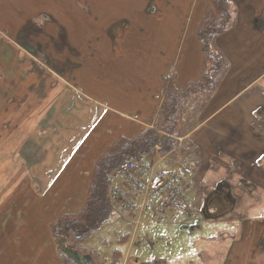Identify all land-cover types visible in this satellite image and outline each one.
<instances>
[{
	"label": "crops",
	"instance_id": "crops-1",
	"mask_svg": "<svg viewBox=\"0 0 264 264\" xmlns=\"http://www.w3.org/2000/svg\"><path fill=\"white\" fill-rule=\"evenodd\" d=\"M181 1L0 0V256L10 264H67L54 226L86 205L97 161L120 138L157 129L170 80L183 90L201 79L199 28L213 0H190L187 35L172 46L158 16ZM233 2L237 17L215 46L229 69L208 99L198 92L178 145L190 139L199 150L188 191L207 200L228 190L226 211L215 210L240 230L229 257L264 264V0ZM178 156L190 157L141 159Z\"/></svg>",
	"mask_w": 264,
	"mask_h": 264
},
{
	"label": "rangeland",
	"instance_id": "rangeland-1",
	"mask_svg": "<svg viewBox=\"0 0 264 264\" xmlns=\"http://www.w3.org/2000/svg\"><path fill=\"white\" fill-rule=\"evenodd\" d=\"M169 2L172 3L173 0H169ZM145 3L144 1H138V4H142V6ZM183 3H186V6H182ZM180 4L182 7L170 6L167 12L164 13L165 16H158L162 21L161 25H165L166 28H168V33L166 35L162 34L161 39L168 44L171 43L172 46L178 44L177 40L181 39L182 30H184V36L187 35L188 32L189 22H187V16H189V14L185 7H189L190 0H182ZM93 5L94 3L89 6V10H92ZM86 9L88 10L87 6L84 10ZM232 16L233 18L237 17L234 10ZM82 20V17L78 16L73 24L82 29L80 23ZM234 21L235 19L230 22L229 26H232ZM146 24L152 25V18H149ZM73 31L74 34L78 30L74 29ZM78 35L83 37L84 34L80 33ZM85 40L87 41V37ZM215 75L218 74L216 73ZM192 103L193 104L186 106L182 115V118H185V126H187L188 131L192 124L186 122L189 110H194L196 106L193 101ZM185 126L183 128V134L187 131ZM178 148L181 152L182 146L178 145ZM186 156L190 157L184 160L182 156H178L175 160H170V163L168 162L169 164L162 163L156 167L157 169H164V167L176 168L182 163H187L189 160L190 162L195 160L193 154L184 155V157ZM18 178L19 182H26L24 185L25 196L33 197L34 194L30 191L28 179H23L22 176ZM11 180V178H8V188L9 190L14 189L15 192L16 184ZM13 193L10 199L16 197ZM131 194L133 195V193ZM188 196L191 204L189 215L176 225L171 223H156L155 213L151 207H145L143 216L139 218L140 212H138L135 219H133L136 210L140 211L142 209L141 201L135 202L133 200L134 195L128 196V201H131V205L128 207L131 208V212H133L128 213L121 209L123 203L127 204L125 199L118 200L116 202L121 205L113 212L105 228L97 231L93 240L89 244L82 245L79 249L84 254L91 255V253H94L97 257L98 264L103 262L105 257L110 259L115 249H119L123 253L122 264H252L254 259H250L246 254H241L239 259L229 257V253L232 252L231 246L236 242V239L233 238L240 233V230L238 226L232 225L234 221L227 224L226 221H221L218 218L215 209L216 207H221V204L206 207V198L204 199L202 197L203 192L201 189H197V191H190L189 189ZM21 198L22 196H18L16 199ZM220 213L221 212H219V214ZM69 222H72L76 230L77 226L75 221L69 220L68 223ZM138 223L139 225L137 226ZM59 231L58 233L56 231L54 232L57 238L65 236L63 233H59ZM127 234L131 235L129 243L118 245L117 240ZM11 242L12 241H9V244H11ZM244 245L245 242L238 244L237 249H241ZM21 255L18 256L19 260ZM10 262H12L11 258L0 256V264H10Z\"/></svg>",
	"mask_w": 264,
	"mask_h": 264
},
{
	"label": "trees",
	"instance_id": "trees-1",
	"mask_svg": "<svg viewBox=\"0 0 264 264\" xmlns=\"http://www.w3.org/2000/svg\"><path fill=\"white\" fill-rule=\"evenodd\" d=\"M233 5V0H213V6L206 9L205 17L199 28L200 43L204 52V69L199 82L188 84L183 90H180L176 87L174 80H170L160 111L157 129L144 130L139 136L131 139L120 138L97 161L86 205L78 213L64 217L65 223L74 220L77 226L76 230L70 232L69 240L70 245L75 249L80 250L79 247L89 244L95 233L105 228L117 208L110 195V175L112 172L129 159H138L157 152L158 146H160L161 155L171 153L174 150L179 151L178 138L184 137L185 118H182V115L186 106L193 104L192 101L196 103V95L201 91L208 99L229 69L228 63L215 46L218 36L228 28L233 19ZM216 73L218 75H215ZM180 146H182L183 155L193 154L195 157L194 167L198 168V148L190 139H185ZM123 211L132 213V209L128 207L124 208ZM57 223L54 229L58 233ZM130 238L131 235L127 234L118 239L117 244H128ZM91 255L94 263L98 264L96 255L94 253ZM62 256L68 264H75L65 254L62 253ZM122 262V251L115 249L111 258L105 257L100 264H122Z\"/></svg>",
	"mask_w": 264,
	"mask_h": 264
},
{
	"label": "built area",
	"instance_id": "built-area-1",
	"mask_svg": "<svg viewBox=\"0 0 264 264\" xmlns=\"http://www.w3.org/2000/svg\"><path fill=\"white\" fill-rule=\"evenodd\" d=\"M156 166L141 158L126 161L110 175L111 197L114 201L125 199L131 205L126 196L131 192L134 200L142 204V209L137 211L139 218L145 213V207H151L156 223L179 224L191 208L184 180L193 175L192 165L182 163L172 170L157 169Z\"/></svg>",
	"mask_w": 264,
	"mask_h": 264
},
{
	"label": "water",
	"instance_id": "water-1",
	"mask_svg": "<svg viewBox=\"0 0 264 264\" xmlns=\"http://www.w3.org/2000/svg\"><path fill=\"white\" fill-rule=\"evenodd\" d=\"M68 239L69 237L66 236H60L58 238L60 250L63 254L75 264H95L91 255L84 254L80 250L75 249L70 245L69 241H67Z\"/></svg>",
	"mask_w": 264,
	"mask_h": 264
},
{
	"label": "flooded vegetation",
	"instance_id": "flooded-vegetation-1",
	"mask_svg": "<svg viewBox=\"0 0 264 264\" xmlns=\"http://www.w3.org/2000/svg\"><path fill=\"white\" fill-rule=\"evenodd\" d=\"M228 190H224L220 189L216 192H214L213 194H211V196H208L207 200H206V207L212 206L216 204H221V207H216V209H218V211L220 212H225L226 210H222V207L225 205L223 204V201L225 202H231L229 197H228ZM65 225V226H64ZM62 226V229H59V233H63L66 237L68 236L70 239V232L75 230V227L72 225L71 222H67V224H64Z\"/></svg>",
	"mask_w": 264,
	"mask_h": 264
},
{
	"label": "bare ground",
	"instance_id": "bare-ground-1",
	"mask_svg": "<svg viewBox=\"0 0 264 264\" xmlns=\"http://www.w3.org/2000/svg\"><path fill=\"white\" fill-rule=\"evenodd\" d=\"M65 219V218H64ZM66 220V219H65Z\"/></svg>",
	"mask_w": 264,
	"mask_h": 264
}]
</instances>
